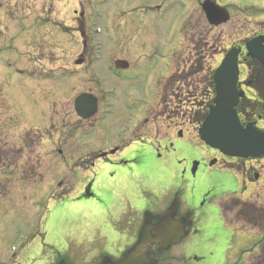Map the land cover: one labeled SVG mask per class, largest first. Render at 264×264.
Wrapping results in <instances>:
<instances>
[{
	"label": "rangeland",
	"instance_id": "obj_1",
	"mask_svg": "<svg viewBox=\"0 0 264 264\" xmlns=\"http://www.w3.org/2000/svg\"><path fill=\"white\" fill-rule=\"evenodd\" d=\"M36 6L38 26L22 24L16 29L17 34L20 32L17 38L8 29L0 32V264H53L59 257L69 264H94L98 244L89 242L80 226L81 215L94 205L74 200L77 188L94 177L92 169H83L94 158L80 160L99 149L127 144L120 156L133 152L134 157L145 155L141 167L149 177V192L145 188L142 195L145 201L140 195L139 200L136 196L132 199L136 208L149 202L168 208L179 196L183 211H193L196 220L202 214L209 217L207 228L214 239L212 251L211 247L207 250L212 253L211 259L198 263L189 256H174V262L246 264L251 250L262 239L261 233L242 231L221 218L218 221L215 212L233 194L264 205V160L260 161L262 170L257 180L242 173L239 180H234L221 165L210 166L214 153L199 141L194 130L178 138L163 129L158 135L146 125L154 117L162 122V118L152 116L161 91L168 84L175 86L183 74H178L181 68L192 65L189 56L185 61L178 0H36ZM194 10L192 7L182 17L190 20ZM90 12L96 15L90 27L101 29L95 43L94 28H88L87 22ZM89 31L92 41L87 37ZM95 44L101 47L93 54L92 63H87ZM119 59H126L129 68L113 71ZM77 60L83 63L77 65ZM32 71L50 76L44 87L52 91L54 100L49 128H44L49 123L46 113L43 119H31L33 98L39 97L43 88ZM190 78L194 79L189 83L203 79L196 75ZM99 89L104 113L95 126L100 113L83 122L73 102L85 91L100 95ZM94 126L90 134L81 131ZM143 139L154 143L149 152L133 145ZM10 154L15 156L12 161L5 157ZM197 161L200 163L194 174ZM100 180L98 177L96 182ZM212 180L217 184H211ZM100 195L105 193L101 191ZM140 221L138 212L131 211L119 226L137 228ZM179 252L180 248L174 247L165 256Z\"/></svg>",
	"mask_w": 264,
	"mask_h": 264
},
{
	"label": "flooded vegetation",
	"instance_id": "obj_2",
	"mask_svg": "<svg viewBox=\"0 0 264 264\" xmlns=\"http://www.w3.org/2000/svg\"><path fill=\"white\" fill-rule=\"evenodd\" d=\"M193 1L196 9L189 20L185 35L187 41L186 51L189 57L192 58L191 74L208 78L216 61L224 57L228 50L238 49L240 66L239 90L242 92L239 105L236 108L238 118L243 126L252 123L257 129L264 131V65L249 55L246 46L247 42L255 37L262 38L264 43V0H211L217 5L224 7L229 13V20L220 25H213L207 20L202 9V3L205 0ZM37 22L36 0H0V32L6 24L19 28L22 23L33 26ZM1 36L0 33V38ZM200 60H206L207 65H202ZM199 83L203 84L204 82L196 80V83L194 81L189 83L187 80L178 79L175 86H166L162 91L157 108L152 112V115L162 118V122H152L151 125H148L150 130H156L159 135L160 130L163 129L178 138L183 137L187 131L194 130L197 138L200 139L196 125L213 99L215 86L211 82L209 85H205V88H201L202 85ZM192 84L194 85L192 86ZM34 104L38 108L44 107L38 106L36 102ZM147 124L148 120L146 121ZM135 143V149H139L142 152H149L154 145L153 142L151 144L145 139ZM128 147L129 145L127 144L115 145L109 150L101 149L102 151H99L96 159L97 161H102L106 166H110L111 170L115 169V173L120 171L122 174L119 178L120 180L135 177V174L137 177L142 176L143 173H135V171L132 173L130 171H132V166L143 164L142 162L146 158L145 155L140 153V157H134L135 152H133L132 155L116 157V155L123 154ZM112 150H115V152L111 153L110 151ZM156 151L159 152L160 148L157 147ZM104 153L106 154L103 155ZM126 161L131 166L121 169V165H124ZM235 161L247 168L246 174L248 176L251 175L248 169H255V176L260 174L259 172L262 170L257 164L259 159H235ZM98 174L96 173L93 178L84 182L81 198H85L86 194H94L98 200L111 199V197L99 196L96 192V189H99L106 194L110 185L107 184L108 179L104 178L103 174L100 177L101 183L99 181L96 182ZM98 183L101 185L94 190ZM132 187L133 184L128 183L127 187L121 189H126L125 193L130 197L129 193ZM122 203L123 199L119 201L117 207H121ZM174 206H176L175 203L170 205L166 213L177 211V218L185 221L186 216L179 213V209L177 210ZM92 213L97 217L102 215L101 210H94ZM162 215L147 214L146 217L145 215L141 216L142 223L138 227L137 235L143 229L150 228L151 238L157 239L161 229L160 219ZM155 246V244L150 246V253L153 254L155 252ZM161 254L162 259L163 256Z\"/></svg>",
	"mask_w": 264,
	"mask_h": 264
},
{
	"label": "water",
	"instance_id": "obj_3",
	"mask_svg": "<svg viewBox=\"0 0 264 264\" xmlns=\"http://www.w3.org/2000/svg\"><path fill=\"white\" fill-rule=\"evenodd\" d=\"M210 9L212 8L206 7L207 13L212 14ZM224 20H220L217 23ZM259 43L261 41L258 44L252 41L249 43V49L264 64V57L257 55L256 51V49H259ZM117 65L125 68L128 66L126 62H118ZM238 73L237 56L233 52L226 57L217 72L218 96L216 102L218 107L212 111L202 127V138L208 144L214 148L221 149L227 155L241 158L262 156L264 155V137L251 128L244 130L238 122L234 109L239 96L237 92ZM76 109L79 115L84 118L93 116L97 111L95 98L89 95L80 96L76 101ZM178 233L181 238V231ZM180 238L172 242L176 243ZM146 241L147 235H144L140 243L120 261L110 264H156V261L146 253Z\"/></svg>",
	"mask_w": 264,
	"mask_h": 264
},
{
	"label": "trees",
	"instance_id": "obj_4",
	"mask_svg": "<svg viewBox=\"0 0 264 264\" xmlns=\"http://www.w3.org/2000/svg\"><path fill=\"white\" fill-rule=\"evenodd\" d=\"M232 209L237 211L238 219L247 225L259 227L264 231V208L252 203H244L233 198L230 201ZM262 256L254 264H264V240L261 243Z\"/></svg>",
	"mask_w": 264,
	"mask_h": 264
},
{
	"label": "crops",
	"instance_id": "obj_5",
	"mask_svg": "<svg viewBox=\"0 0 264 264\" xmlns=\"http://www.w3.org/2000/svg\"><path fill=\"white\" fill-rule=\"evenodd\" d=\"M84 221H85V226H91V223H90V218H85L84 219ZM194 238H200V239H198V240H205L209 245H213V241L210 239V237L207 235V234H203V235H199V236H196V237H194V236H192V237H190L189 238V240L191 239V241L194 239ZM123 249L124 248H121L120 250H118V253H121L122 251H123ZM199 253V254H198ZM197 253V250H193V254H198V255H205L206 253H204V252H198Z\"/></svg>",
	"mask_w": 264,
	"mask_h": 264
},
{
	"label": "bare ground",
	"instance_id": "obj_6",
	"mask_svg": "<svg viewBox=\"0 0 264 264\" xmlns=\"http://www.w3.org/2000/svg\"><path fill=\"white\" fill-rule=\"evenodd\" d=\"M162 241H163V235H160L159 242H162Z\"/></svg>",
	"mask_w": 264,
	"mask_h": 264
}]
</instances>
